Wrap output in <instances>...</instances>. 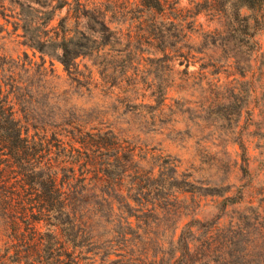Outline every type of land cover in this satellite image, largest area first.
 Wrapping results in <instances>:
<instances>
[{
	"label": "trees",
	"instance_id": "1",
	"mask_svg": "<svg viewBox=\"0 0 264 264\" xmlns=\"http://www.w3.org/2000/svg\"><path fill=\"white\" fill-rule=\"evenodd\" d=\"M97 1L0 0V17L12 26L6 34L32 51V57L26 51L16 59L0 56V264H78L82 255L100 264H157V256L146 263L136 249L157 245L163 222L177 213V195L190 192L171 160L158 158L148 170L140 168L130 144L111 132L86 130L75 107L65 108L67 92L59 93L54 61L70 84H78L77 60L97 56L107 45L131 52L136 43L162 55L148 60L158 62L160 72H172L167 51L180 54L185 39L183 28L166 14L168 0ZM224 3L233 26L252 40L249 17L241 11L259 12L264 0ZM202 5L212 9L213 0ZM127 22H137L140 31L125 39ZM129 79L134 83L126 85L139 91L136 74ZM142 85L156 104L143 107L145 115L158 112L167 95L163 82L153 78ZM176 229L172 250L160 252L168 254L165 264L200 263L215 252L214 263L230 264L226 251L236 245L222 232L201 226L200 238L191 244L184 237L193 235L191 224L174 242Z\"/></svg>",
	"mask_w": 264,
	"mask_h": 264
},
{
	"label": "rangeland",
	"instance_id": "2",
	"mask_svg": "<svg viewBox=\"0 0 264 264\" xmlns=\"http://www.w3.org/2000/svg\"><path fill=\"white\" fill-rule=\"evenodd\" d=\"M168 1L169 20L185 34L176 49L180 54L167 51L172 72H160L158 62H149L162 55L145 45L133 43L131 52L123 45H107L97 56L77 60L78 84H70L54 61L59 93L67 92L62 98L65 108L75 107L86 130L111 132L130 144L141 158L136 157L140 168L148 170L158 158L171 160L178 176L189 183L190 192L177 195V213L159 229L160 241L138 245L137 256L146 263L157 256V264L160 259L165 264L168 254L160 252L172 250L175 227L174 242L190 223L193 235L184 237L191 244L204 226L236 245L226 251L230 264H264V7L259 12L241 11L249 17L248 33L254 35L248 40L227 17L224 0H213V8L206 11L203 0ZM63 16L64 12L58 14L52 24ZM122 27L125 39L140 31L137 22ZM10 30L0 17V56L16 59L26 51L32 57L20 39L6 34ZM125 70L128 74L122 76ZM133 74L140 84L153 78L163 82L167 95L158 112L147 110L151 113L145 115L143 107L156 104L150 91H144L147 85L141 84L136 92L126 85L134 83L128 80ZM133 105L142 108H130ZM80 257L78 264H100L98 258ZM212 260L217 262L218 253L195 264L221 262Z\"/></svg>",
	"mask_w": 264,
	"mask_h": 264
}]
</instances>
